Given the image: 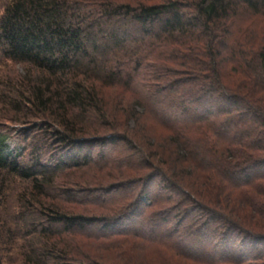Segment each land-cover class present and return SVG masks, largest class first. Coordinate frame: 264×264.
<instances>
[{
    "label": "trees",
    "instance_id": "obj_1",
    "mask_svg": "<svg viewBox=\"0 0 264 264\" xmlns=\"http://www.w3.org/2000/svg\"><path fill=\"white\" fill-rule=\"evenodd\" d=\"M0 264H264V0H0Z\"/></svg>",
    "mask_w": 264,
    "mask_h": 264
},
{
    "label": "rangeland",
    "instance_id": "obj_2",
    "mask_svg": "<svg viewBox=\"0 0 264 264\" xmlns=\"http://www.w3.org/2000/svg\"><path fill=\"white\" fill-rule=\"evenodd\" d=\"M14 68V67H13ZM16 68V67H15ZM8 69V68H7ZM18 72H20L19 69H17ZM134 121H130V126H134ZM4 131H7L10 133L9 138L7 139V149L10 151H18L19 148H21L25 143L20 137L21 134V127L18 125H11V124H5L3 126Z\"/></svg>",
    "mask_w": 264,
    "mask_h": 264
}]
</instances>
